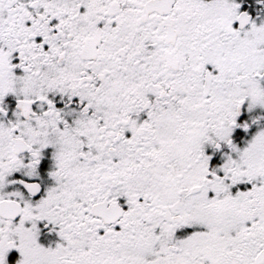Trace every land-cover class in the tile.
<instances>
[{
    "label": "snow or ice",
    "instance_id": "1",
    "mask_svg": "<svg viewBox=\"0 0 264 264\" xmlns=\"http://www.w3.org/2000/svg\"><path fill=\"white\" fill-rule=\"evenodd\" d=\"M0 264H264V0H0Z\"/></svg>",
    "mask_w": 264,
    "mask_h": 264
}]
</instances>
